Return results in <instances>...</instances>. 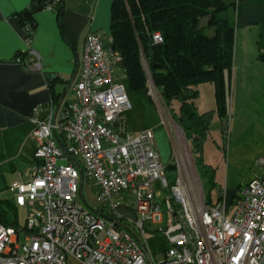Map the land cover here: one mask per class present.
<instances>
[{"label":"built area","instance_id":"built-area-1","mask_svg":"<svg viewBox=\"0 0 264 264\" xmlns=\"http://www.w3.org/2000/svg\"><path fill=\"white\" fill-rule=\"evenodd\" d=\"M152 41L163 39L154 33ZM29 55L38 68L37 56ZM122 76L119 54L90 32L72 99L58 109L50 102L31 110L33 161L27 180L11 187L32 214L20 228L0 219V264H69V258L77 264H264V154L255 163L261 174L229 209L220 188L216 202L207 203L198 179L193 186L183 175L168 181L151 129H127L123 118L132 104ZM153 89L149 81L150 97ZM84 188L94 195L95 211L81 205ZM150 233L168 244L158 262L141 240Z\"/></svg>","mask_w":264,"mask_h":264},{"label":"crops","instance_id":"crops-1","mask_svg":"<svg viewBox=\"0 0 264 264\" xmlns=\"http://www.w3.org/2000/svg\"><path fill=\"white\" fill-rule=\"evenodd\" d=\"M33 2L0 0V219L8 224H16L19 213L24 214L25 221L32 214L29 203L11 187L27 180L26 170L33 161L31 110L50 102L57 108L66 86L75 77L88 33H98L109 42L112 0H58L52 9L43 8L32 15L34 26L27 41L16 16L27 11ZM227 4H233L232 19H221L219 15L218 19L227 20L234 27L228 90L233 87L237 91L233 105L237 121L232 125L226 162L229 175L244 166L250 168L243 180L248 183L261 174L255 163L264 154V61L260 60L264 55V0H230ZM30 51L38 58V68L32 67ZM48 75L53 79L48 80ZM206 85H210L205 88L210 102L204 112L215 109L214 86ZM72 96L70 88L64 101ZM130 100L131 110L123 119L131 133L158 127L157 113L146 91L131 93ZM143 109L154 116L153 124L140 123ZM213 119L218 121L217 115ZM161 137L162 132L157 133L158 142ZM168 157H164L166 162ZM121 210L130 211L125 207ZM154 239L167 243L162 235L150 233L143 239L144 246ZM147 253L152 259L153 254Z\"/></svg>","mask_w":264,"mask_h":264},{"label":"trees","instance_id":"trees-1","mask_svg":"<svg viewBox=\"0 0 264 264\" xmlns=\"http://www.w3.org/2000/svg\"><path fill=\"white\" fill-rule=\"evenodd\" d=\"M232 5L225 0H112L110 6L109 44L120 56L128 92L147 93L152 83L201 166L214 115L221 125L227 115L234 27L218 15ZM23 13L16 20L30 39L33 26ZM154 33L162 43H153ZM206 83L214 86L215 109L199 113L195 100Z\"/></svg>","mask_w":264,"mask_h":264},{"label":"rangeland","instance_id":"rangeland-1","mask_svg":"<svg viewBox=\"0 0 264 264\" xmlns=\"http://www.w3.org/2000/svg\"><path fill=\"white\" fill-rule=\"evenodd\" d=\"M229 3L230 0L225 1ZM232 19V9L227 8L226 11L219 14V18ZM232 23V22H231ZM124 83L126 84L125 78L122 76ZM210 85L203 84L200 88V94L195 100L196 105L199 106V113L207 110L209 107L210 97L209 92L205 89ZM153 97H149L150 105L156 110L158 120V127L149 128L154 133L156 148L162 157L164 165L166 166V177L169 182L174 181L179 175H183L185 180H188L190 186H193V180L198 179L201 182L203 194L205 200L209 204H214L217 199L216 187L220 186L222 190V198L220 200L227 209L234 203V199L239 194V191L243 189L246 182H243L245 177L249 174L248 167L236 170L234 173H230L229 165L226 162L227 159V146L229 143L230 133L233 123L237 121V117L233 115L234 112V100L237 94L236 89L233 87L230 89L227 99V115L224 125L220 124V121L212 119L209 133L206 137L203 146L202 160L203 165H199L191 152L190 143L186 141L185 136L182 134V130L176 126L173 118L166 111L162 100L160 99L157 92L152 90ZM130 97V92H128ZM175 112L178 109L176 104L173 105ZM143 109L142 116L140 117V123L142 124H153L154 116L150 113H146ZM182 131V132H181ZM162 132L163 137L157 140V133ZM135 134V133H132ZM162 152H161V151ZM168 157V161L164 160V157ZM217 185V186H216ZM157 186V185H156ZM164 194H168V189L163 190ZM84 202L81 201V205L87 207L89 210L95 211L98 209V204L95 201L92 191L88 188L83 190ZM86 204V205H85ZM15 219V217H14ZM17 223L12 224L16 228L23 227L25 224V216L23 213H19L16 218ZM148 227V225H146ZM153 228L152 226H150ZM156 235H161L155 233ZM143 241V238L141 237ZM166 240V239H165ZM167 242V241H166ZM147 251L153 254L152 261L158 262L162 260L164 252L168 249V244L159 240H151L148 244H145ZM69 264H77V262L71 258L68 259Z\"/></svg>","mask_w":264,"mask_h":264},{"label":"water","instance_id":"water-1","mask_svg":"<svg viewBox=\"0 0 264 264\" xmlns=\"http://www.w3.org/2000/svg\"><path fill=\"white\" fill-rule=\"evenodd\" d=\"M51 2H52V0H48V1H46V2H42L41 0H38L36 3H33V4L29 7V9H28L27 11H25V12L23 13V16L25 17V19H26V20H27L32 26H34V23H33V20H32V15L35 14V13H37V12H39V11H41L43 8H46L48 5L51 4ZM110 47H111V49H112L113 51L115 50V47H114L113 44H111ZM47 79H48V80H51V79H53V77H52L51 75H48V76H47ZM73 80H74V79H73ZM72 83H73V81H70V83H68V85L66 86L65 91H64V93L62 94V96H61V98H60V100H59V103H58L57 109L59 108V106H60L61 103L63 102V100H64L66 94L68 93L69 89H70L71 86H72ZM181 132H182V131H181ZM182 134H183V132H182ZM183 135H184V134H183ZM147 257H148V255H147ZM148 261H149V257H148ZM149 263H150V261H149Z\"/></svg>","mask_w":264,"mask_h":264}]
</instances>
